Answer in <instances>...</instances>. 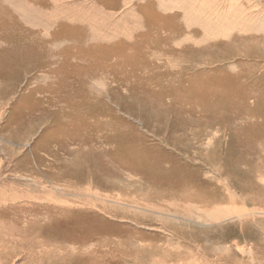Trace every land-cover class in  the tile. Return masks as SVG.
Returning a JSON list of instances; mask_svg holds the SVG:
<instances>
[{
    "label": "rangeland",
    "instance_id": "374dc122",
    "mask_svg": "<svg viewBox=\"0 0 264 264\" xmlns=\"http://www.w3.org/2000/svg\"><path fill=\"white\" fill-rule=\"evenodd\" d=\"M174 1L0 0V221L44 224L35 264L264 258V0Z\"/></svg>",
    "mask_w": 264,
    "mask_h": 264
},
{
    "label": "bare ground",
    "instance_id": "6f19581e",
    "mask_svg": "<svg viewBox=\"0 0 264 264\" xmlns=\"http://www.w3.org/2000/svg\"><path fill=\"white\" fill-rule=\"evenodd\" d=\"M171 1H174V0H171ZM13 4V3H12ZM174 4H176V0L174 1ZM14 5H16L15 3H14ZM14 5H13V7H14ZM162 5H164V4H161L160 3V7L162 8ZM12 7V8H13ZM180 7V6H179ZM17 8V7H16ZM15 8V9H16ZM19 8V7H18ZM58 8H59V6H58ZM194 8H192V6H190V9H186L185 10V16H186V18H187V20L188 21H190V22H196V21H204L205 22V20H204V18L201 16V15H198V13H197V15L195 14V11L193 10ZM17 10V9H16ZM20 10V12H21V9H19ZM63 10V9H62ZM73 10V9H72ZM92 10V9H91ZM99 10V9H98ZM129 10V9H128ZM33 11L35 12V13H33ZM70 11V10H69ZM94 11V10H93ZM68 12V11H67ZM92 12V11H91ZM71 13V12H70ZM95 13V12H94ZM19 14H21V18L22 19H24V22L25 23H27V24H30L29 22L32 20V17L33 18H37L38 20L41 18V16H40V13L38 12V11H35V9L33 10V8H32V11H29L28 10V12H26V13H19ZM66 14V13H65ZM99 14V13H98ZM106 14V13H105ZM104 14V15H105ZM127 14H129V13H127ZM131 14V13H130ZM55 15V14H54ZM63 15V14H62ZM95 15V14H94ZM100 15V14H99ZM103 15V14H102ZM69 16V15H68ZM98 16V15H97ZM142 16V15H141ZM60 17V16H59ZM58 17V18H59ZM75 17V16H74ZM73 16L71 17V19L72 18H74ZM100 17V16H99ZM102 17V16H101ZM100 17V18H101ZM111 17V16H110ZM76 18H78V17H76ZM80 19V18H79ZM86 19H87V17H86ZM45 22V25H47V24H49V23H51V21L50 20H47V19H43ZM74 20H75V18H74ZM90 20V19H89ZM100 20V19H99ZM34 21V20H33ZM101 21V20H100ZM242 21V20H241ZM36 22V21H35ZM39 22V21H38ZM40 24V23H39ZM91 24L92 25H95L94 24V22H91ZM105 24V23H104ZM119 24V23H118ZM130 24V23H129ZM45 25H43V26H45ZM128 25V24H127ZM32 26V25H31ZM208 26V25H207ZM46 27V26H45ZM98 27V26H97ZM108 28V27H107ZM224 28V27H223ZM90 29H91V27H90ZM96 29V28H95ZM110 29V28H109ZM112 29V28H111ZM122 29V28H121ZM98 30V29H97ZM130 30V29H129ZM116 31V30H115ZM118 31V30H117ZM223 31V30H222ZM95 32V31H94ZM221 32V31H220ZM47 33H48V31H47ZM91 33V32H90ZM129 33V32H128ZM127 33V34H128ZM112 34H113V32H112ZM96 35V34H95ZM94 35V36H95ZM120 35V34H119ZM123 35V34H122ZM131 35V34H130ZM208 35V34H207ZM117 36V35H116ZM128 36V35H127ZM190 39V38H189ZM207 39V38H206ZM95 40V39H94ZM6 194V195H5ZM0 197H2V199L0 198V206L2 207V208H6V205H10L11 203H13L14 202V200H15V194H14V191L13 192H6V190H1L0 189ZM199 198V197H198ZM229 199V198H228ZM60 202V201H59ZM62 203V202H61ZM37 204H39V205H43V206H46V207H50L49 205H51V203L49 202V201H45V200H42V201H38L37 202ZM49 204V205H48ZM55 204H57L56 202H55ZM59 205V206H58ZM5 206V207H4ZM35 206H37V205H27V207H31V208H34ZM57 206L58 207H55V209H63L64 207H62V205L61 204H57ZM213 206V205H212ZM224 205H222V207H223ZM226 206V205H225ZM42 207V206H41ZM67 207H65V209H66ZM226 208V207H225ZM227 209V208H226ZM232 209V208H231ZM200 210V209H199ZM255 210V209H254ZM258 210V209H257ZM230 211V210H229ZM240 211V210H239ZM248 212V211H247ZM234 213H236V215H233ZM239 212H236V211H234L233 213H228V214H225V213H223V212H220V211H217V210H215V211H211V212H209L208 214H207V216H208V219L207 220H209L208 222H209V224H212V223H214V224H219V223H221L222 222V218H223V220H225V217H227V216H230V215H232V217H230V220H231V218L233 219V217L236 219V220H233V222L234 221H239L240 223H241V225H242V222L243 221H248V219H246L244 216H243V214L241 215V214H238ZM250 214V213H249ZM263 214V213H262ZM222 215V216H221ZM1 218V217H0ZM228 219V218H227ZM39 220V219H38ZM231 222V221H230ZM9 222H7V223H5L4 221H0V264H4V262H7V260H8V258L10 259V258H12L13 257V255H12V252L13 251H16V250H19V251H21V249L22 248H26V251L30 254V256H29V259H28V262H27V264H35V261L37 260L36 258L39 256L38 255V253L39 254H41L42 255V253H43V257H44V255H47V256H53L55 253L54 252H52L51 250H49V249H46L47 248V246H49V242L47 241V240H41V241H39L38 243L36 242H34L32 245H31V242H30V245H28L27 244V242L28 241H25V240H27V239H25V236H27V237H29V236H32V237H35V233L36 232H39L40 234L41 233H43L44 234V232H45V227H44V224H42V223H40V222H37V221H31L29 224H28V228H26V229H21V228H15L13 225H11V224H8ZM17 223H21L20 221H17ZM232 225V224H231ZM30 233V234H29ZM14 235H19V238H21V239H24V242H26V243H18V242H14L13 243V241L12 240H10L9 238L11 237V236H14ZM55 242L56 243H58V241H57V239L55 240ZM44 243V244H43ZM59 244V243H58ZM60 245V244H59ZM201 246V245H200ZM215 248V247H214ZM250 248V247H249ZM58 249L59 250H65L66 248H64L62 245H60V246H58ZM251 249V248H250ZM207 250L208 251H215L214 249H213V247L212 248H207ZM206 250V251H207ZM252 250V249H251ZM251 250H248V253H250V251ZM224 251V250H223ZM239 251H240V249H239ZM244 251V250H243ZM78 252V251H77ZM242 252V251H241ZM220 254H222L221 255V257H228V254H229V252L226 250V252L224 253H221V252H219ZM243 253V252H242ZM245 254V253H244ZM10 256V257H9ZM263 257H264V255H263ZM262 258V257H261ZM43 259V258H42ZM249 261H250V263H256V260H258L257 258H256V256H252V257H250L249 259H248ZM189 264H194L191 260H189V262H188ZM264 263V258L263 259H260L259 261H258V264H263Z\"/></svg>",
    "mask_w": 264,
    "mask_h": 264
},
{
    "label": "crops",
    "instance_id": "0c3cea01",
    "mask_svg": "<svg viewBox=\"0 0 264 264\" xmlns=\"http://www.w3.org/2000/svg\"><path fill=\"white\" fill-rule=\"evenodd\" d=\"M92 1H95V2L97 1V2H99V0H92ZM122 1H124V0H117V2H118L117 4H118V5L116 4L115 6H117V7L120 6V7H121L122 4H119V3H121ZM122 3H123V2H122ZM97 5H98L99 7H100V5H101L102 7H105V4H102V3H101V4H98V3H97ZM99 7L96 8V9H99ZM118 9H119V8H118ZM118 9H116V11H117ZM128 17H129V16H127V15L125 16V18H128ZM129 18H131V17H129ZM127 24H128V23H127Z\"/></svg>",
    "mask_w": 264,
    "mask_h": 264
}]
</instances>
